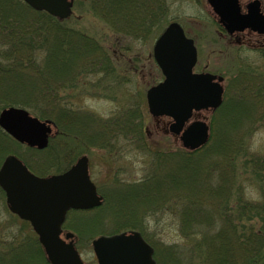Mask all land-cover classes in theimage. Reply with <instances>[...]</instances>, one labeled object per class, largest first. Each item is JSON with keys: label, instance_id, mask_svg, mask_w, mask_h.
Instances as JSON below:
<instances>
[{"label": "trees", "instance_id": "trees-1", "mask_svg": "<svg viewBox=\"0 0 264 264\" xmlns=\"http://www.w3.org/2000/svg\"><path fill=\"white\" fill-rule=\"evenodd\" d=\"M87 2L88 12L113 30L140 39L155 24H166L171 0ZM66 20L35 11L22 0H0V109L22 106L54 124L48 146L30 154L35 165L22 157L23 161L44 174L65 163L67 168L89 145L112 146L113 136L129 137L126 142L135 145L137 153L149 157L148 171L138 181L116 183L102 192L103 203L84 212L91 216L86 218L90 234L93 225L95 229L102 228L104 219L109 218L115 231L137 229L153 246L147 226L149 217L160 211H173L178 213V231L185 242L167 246L159 257L154 248L157 264H264V184L258 186L256 201L243 199L241 193L229 201L233 192L241 189L235 180L241 171L236 172L238 165L248 174L246 180L255 175L263 177L264 159L248 151L242 131L248 125L251 129L259 116L264 118V74L239 71L243 75L239 87L235 85L231 93L225 89L222 104L211 114L209 141L201 148L148 151L141 136L146 127L137 104H128L110 120L75 108L71 96L82 80L88 79L86 73L101 74L96 89L100 90L102 83L106 90L114 65L106 47ZM260 53L264 58V48ZM254 112L259 116L248 122ZM226 124L236 132L227 133ZM14 144L0 128V163ZM4 200L0 188V201L7 209ZM73 229L77 245L83 240L80 231L84 228L80 230L75 225ZM5 235L7 238L0 237V264H15V251L24 240L18 241L8 232ZM35 250V256L40 255L47 264L39 243Z\"/></svg>", "mask_w": 264, "mask_h": 264}, {"label": "rangeland", "instance_id": "rangeland-1", "mask_svg": "<svg viewBox=\"0 0 264 264\" xmlns=\"http://www.w3.org/2000/svg\"><path fill=\"white\" fill-rule=\"evenodd\" d=\"M240 1L243 5L247 0ZM261 4L264 10V0H261ZM168 5L167 22L162 26L165 27L168 22L175 20L183 27L185 33L194 39L198 52L195 71L206 70L221 74L224 77L225 89H229L228 93H231L235 85L238 86L239 80L243 77L239 71H249L250 73L247 72V74L251 75L256 72L257 75L254 74L255 76H258L259 72L264 74V58L261 57L258 50V48L264 47V35L245 34L241 39L242 43L235 45L233 44L234 39L228 38L216 22L206 0H171ZM67 20L70 26L92 38L94 37L101 45L106 47L114 65L113 74L109 76L110 78H107L111 82L109 81V88L106 90L105 87H102V83H100V90L96 89L99 85L96 80L101 78V74L86 73L88 79L82 80L83 83L79 86L78 91H75L71 96L75 108L92 113L101 119L110 120L121 114L122 108L128 104H137L146 127L141 136L148 151H174L181 148L177 137L167 131L169 118L166 116L153 117L147 110L146 90L162 80L160 69L152 56L154 40L160 29H162L160 23L155 24L152 31L142 37L144 39L132 38L113 30L110 25L92 14L90 10L88 12L87 0H72V14ZM77 56L79 58L80 53L76 54ZM42 81L44 82V80H41V83ZM254 113L249 115L248 122L257 119L259 116V114ZM211 114V112L201 111L195 114L194 118L205 119L209 122ZM258 118L259 120L252 125L251 129L248 130L250 127L248 125V128L242 131V137L246 138L245 144L248 151L253 156L264 159V118L262 120L260 116ZM225 126L227 133L233 130L229 129L227 124ZM233 131L236 132V130ZM238 135L239 133L235 134L234 138ZM126 139H129V137L113 136L111 139L112 146L89 145L85 148L84 154L88 157L89 176L101 192H107L116 183L138 181L148 171L149 157L146 154L137 153L134 149L135 145H129L130 143L129 141L126 142ZM136 143L141 144L137 140ZM13 146L14 151L11 149V152L7 154L17 153L16 155H22L32 165H35L34 159L30 157L31 151L27 149V146L19 144ZM65 165L66 163L59 166V169H50L41 176L58 173L65 168ZM239 166H237L236 172L241 171L237 173L238 176L235 180L241 184V192H233L229 201L235 200L237 197L234 196L239 193H241L243 199L256 201L259 199L258 186L264 184V171L263 177L256 178L255 175L253 178L250 176V179L246 180L248 174L245 175V172H242ZM177 216V212L160 211L149 217L147 221L148 233L152 234L151 242L155 251L158 252V257L167 246H181L185 242L179 235ZM86 218H91V216L82 212L68 214V226L76 225L80 230L84 228L85 232L80 231L83 240L77 243L79 255L85 264H96L91 240L100 233H109L114 230L113 223L109 218L104 219L103 227L95 229V225H93V232L90 234L89 228L91 227L88 226ZM123 230L127 229H116L113 233ZM6 232L14 234L18 241L24 240V243L20 244L15 251L18 256L15 264H44L39 257L40 255L35 256V247L38 248V241L30 224L4 208L3 202L0 201V237L7 238ZM163 262H165V259H163ZM5 264L14 263L10 261Z\"/></svg>", "mask_w": 264, "mask_h": 264}, {"label": "water", "instance_id": "water-1", "mask_svg": "<svg viewBox=\"0 0 264 264\" xmlns=\"http://www.w3.org/2000/svg\"><path fill=\"white\" fill-rule=\"evenodd\" d=\"M30 7L58 17L71 13V0H24ZM228 33L248 28L264 33V12L260 0H252L241 11L238 0H206ZM153 57L164 78L146 91L152 116H168L170 132L181 145L196 149L208 140V124L201 119L185 123L193 111L215 109L222 102V76L193 72L196 48L176 21L170 22L153 45ZM0 127L14 139L42 149L47 145L50 122L41 121L19 107L0 111ZM0 185L6 202L19 217L28 220L50 264H82L72 241L60 238V224L68 208L89 209L101 204V196L89 179L87 157L81 156L66 171L40 177L31 173L14 155L4 157ZM72 234L67 232L66 238ZM97 264H155L153 249L138 231L100 235L92 240Z\"/></svg>", "mask_w": 264, "mask_h": 264}, {"label": "flooded vegetation", "instance_id": "flooded-vegetation-1", "mask_svg": "<svg viewBox=\"0 0 264 264\" xmlns=\"http://www.w3.org/2000/svg\"><path fill=\"white\" fill-rule=\"evenodd\" d=\"M249 1H251V0H247L244 4H246V3H248ZM239 3L240 4H242L241 3V1L239 0ZM216 19V18H215ZM224 31V30H223ZM225 32V31H224ZM226 33V32H225ZM227 34V33H226ZM245 34L246 35H255V36H263V35H261V34H257V33H254V32H251V31H249V30H245V31H243V32H239V33H233V34H227V36H228V38H230V39H234L233 41V44H235V45H240L241 43H242V37L243 36H245ZM232 42V41H231ZM263 44V43H262ZM202 71V70H201Z\"/></svg>", "mask_w": 264, "mask_h": 264}]
</instances>
